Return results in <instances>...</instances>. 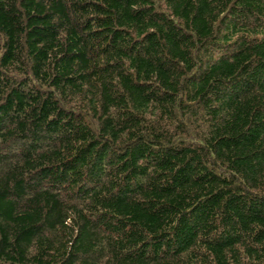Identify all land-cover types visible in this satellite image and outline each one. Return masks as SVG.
<instances>
[{
  "label": "trees",
  "instance_id": "1",
  "mask_svg": "<svg viewBox=\"0 0 264 264\" xmlns=\"http://www.w3.org/2000/svg\"><path fill=\"white\" fill-rule=\"evenodd\" d=\"M0 264H264V0H0Z\"/></svg>",
  "mask_w": 264,
  "mask_h": 264
}]
</instances>
